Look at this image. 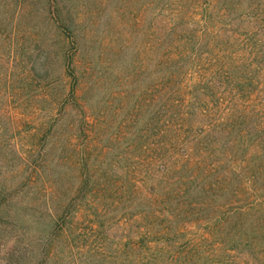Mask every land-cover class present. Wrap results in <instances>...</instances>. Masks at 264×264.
<instances>
[{
    "label": "rangeland",
    "instance_id": "1",
    "mask_svg": "<svg viewBox=\"0 0 264 264\" xmlns=\"http://www.w3.org/2000/svg\"><path fill=\"white\" fill-rule=\"evenodd\" d=\"M164 7L165 0H0V204L6 201L0 209V264H86L92 254L88 264H121L134 255L133 238L148 228L170 232L152 243L151 251L146 243L140 249L147 260L151 257L148 264H186L188 259L191 264H264V227L257 221L258 213L239 217L254 227V236L244 233V226L237 235L229 224L219 225L212 234L208 220L221 214L220 205L235 196L218 190L198 197L193 188L182 194L189 172L162 175L157 166L142 167L156 154L155 148L158 152L164 144L179 147L191 127L199 125L192 120L195 107L170 116L160 107L159 96L152 100L149 93L162 74L157 41ZM247 8L243 4L241 10ZM244 26L235 28L245 31ZM65 29L72 30L79 43L68 38ZM255 30L264 35V26L255 25ZM72 52L78 74L73 80L67 74V54ZM259 65L263 69L252 92L264 99V57ZM240 72L236 69L235 79ZM78 80L83 98L71 90ZM231 87L218 82L212 86L228 100ZM194 94L193 100L215 99L205 91ZM246 102L241 101L240 109ZM226 105L229 114L239 113L232 101ZM229 114L225 126L231 122ZM167 128L172 133L165 136ZM148 140L154 149L147 154L143 146ZM163 148L161 153L172 152ZM234 152V146L220 147L208 161L223 165ZM18 154L29 162L22 163ZM134 169L138 175H133ZM29 175L33 183L25 185L23 177ZM82 176L89 182L81 184ZM133 181L144 192L152 186L162 189L163 199L177 189L178 195L157 205L162 215L153 227L144 215L132 218L145 207L143 195L130 196ZM233 184L237 189L239 180ZM260 195L264 198L263 191ZM203 199L209 201L207 209ZM67 205L73 210L81 207L71 226L64 224ZM193 207L197 209L187 216ZM177 208L184 209L178 225H187V236L199 239L207 255L179 252L178 242L184 237L175 232V222L166 221L167 211L177 213ZM250 241L252 246H247Z\"/></svg>",
    "mask_w": 264,
    "mask_h": 264
},
{
    "label": "trees",
    "instance_id": "2",
    "mask_svg": "<svg viewBox=\"0 0 264 264\" xmlns=\"http://www.w3.org/2000/svg\"><path fill=\"white\" fill-rule=\"evenodd\" d=\"M243 4H247L250 10L248 8L247 10H241ZM164 13L161 32H159L157 41L160 47L158 69L162 74L157 86L154 82L152 83L149 93L152 100L154 97L159 96V100L162 101L160 107L164 108L170 116L174 115L173 112L185 114L189 112L188 107H195L197 110L191 111L192 120L195 119L194 123L199 125L198 127H191V134L188 138L180 139L181 145L179 147L174 144L162 145L172 149V152L171 150L168 151L169 154L160 152L166 150L163 147L159 148L158 152L155 148L156 154L151 155L147 162L142 164V167L157 166L162 175H167L173 171L185 170L189 172L187 174L189 177L187 176L183 182L188 186L186 189L181 188V191L183 190L182 194L187 192L188 188H193L198 197L209 195L210 192L218 194V190L226 192L229 197L231 195L235 196L236 200L230 201L229 198L226 204L220 205L221 214L210 217L208 220L211 224L209 232L214 234L219 225L223 228L229 224L230 230L234 229L237 235H240V228L244 226V229L241 230L244 233L251 232L254 236V227L245 222L244 218L239 219V217L253 212L258 213L257 221L260 225H263L262 228L264 227V198L260 195L262 191L264 192V99L254 96V92H252L259 83L257 77L260 70L263 69L259 63L264 57V49H261L264 48V35L262 36L263 33L259 30H255V25L257 27L259 25L264 26V0H165ZM69 23L72 25V22ZM242 25H245L244 28H247V30L239 31L235 28L242 27ZM66 29L65 34L68 38H72L73 41L79 43V39L73 31ZM154 34L156 35V32L153 31L152 35ZM73 55V52L67 54V74L72 76V80L75 79L76 75L78 78L77 65H75ZM236 69L241 72L238 78L235 79L233 75ZM197 74L199 75L194 78V84L190 83L193 76ZM207 74H211V77L208 78ZM216 79L218 81H215ZM233 81L235 84H233ZM215 82L232 84L231 100L222 99V96L217 93V89L212 88ZM79 87H83V85L78 80V83L71 87L72 93L78 98H83V96L80 97ZM191 88H193V91ZM197 90L212 94L209 96H215V99L193 100L192 98L195 97L194 92ZM242 99L247 102L240 109ZM231 101L237 106L239 113L234 115L228 113L230 108L228 105L225 106V102L230 104ZM255 106H257V109ZM219 107H221V110ZM228 114L231 122L225 126L224 123L229 120V118L226 119ZM166 130L165 136L172 133L170 129L167 128ZM222 138L225 139L220 144L223 141ZM227 139L228 142H225ZM230 140L232 144L228 145ZM150 142L148 140L144 144L143 148L145 150L143 152L149 153L154 149ZM233 146L235 148L234 154L232 152V156L226 162H223V165L217 161H208L209 155L216 153V150L220 147L221 149H227V147L232 148ZM26 152L29 154L32 150L29 149ZM18 155L22 163L29 162V159L23 157L22 154ZM236 155H239V157H236ZM228 163L229 166L225 168L224 166ZM33 166L39 169L37 168V162L33 163ZM223 167L226 170L224 173L221 172ZM18 172L22 173L23 169ZM132 173L138 175L139 172L134 169ZM207 178L210 181H208L209 179L206 180ZM23 179L25 185L33 183L31 175L24 176ZM89 179V177L82 176L81 184L89 182ZM234 180H239L237 189L234 187ZM133 182L130 196L135 199L143 195L142 199L145 207L140 213L136 212L132 218L137 219L144 215L150 220L153 227V225L160 223L158 219L162 215V210L157 209V205L165 198L171 197V194L178 195L176 193L177 189L164 194L165 198L163 199L160 196L162 189L152 186L147 190L148 192H144L140 186H135V181ZM176 182L177 180L173 183ZM189 182L191 183L190 187ZM47 185L45 183V186ZM78 190H81V185ZM198 190H201V193ZM237 197L240 198L237 199ZM206 201L209 202L207 199L200 201L205 209L209 207ZM237 201L241 203L237 204ZM4 202L0 204V209L5 207ZM89 203L90 199H87L85 205H89ZM192 203L195 204L197 201ZM216 203L213 202V204ZM210 208L215 211L214 206H210ZM196 209L187 211L186 215L193 214ZM183 210L177 208V213L167 211L169 216L166 217V221L175 222V225L177 224L175 232L182 234L184 237L181 242H178L179 252H183L185 256H195L201 252L202 243L191 234L187 236L189 230L186 229L187 225L184 227V224L178 225ZM80 212L81 207L73 210L68 205L65 206L64 224L71 226L73 219L76 217L75 215L80 214ZM98 217L101 218L99 214ZM238 220L241 221L240 226H238ZM159 231L161 230L153 233L148 228L147 232H140L141 237L133 238L131 249L134 255L127 257V262L121 260V264H148L151 257H148L147 260L146 255L140 249L146 243V247L151 251L152 243H156V240H162L164 237H169L170 232L167 233L166 230ZM247 240L250 239L247 238ZM165 242L169 243V241ZM246 245L252 246L251 241ZM229 249L231 248L229 247ZM137 250H139L138 253H136ZM202 254L203 256L207 255L205 252ZM93 255L86 257L84 262L86 261V264L91 263L92 259L90 258ZM203 256L200 255L199 257ZM186 264H191L189 259Z\"/></svg>",
    "mask_w": 264,
    "mask_h": 264
}]
</instances>
